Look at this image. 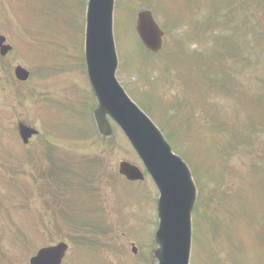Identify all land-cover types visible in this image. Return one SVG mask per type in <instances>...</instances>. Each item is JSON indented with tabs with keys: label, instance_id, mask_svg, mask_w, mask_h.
<instances>
[{
	"label": "rangeland",
	"instance_id": "374dc122",
	"mask_svg": "<svg viewBox=\"0 0 264 264\" xmlns=\"http://www.w3.org/2000/svg\"><path fill=\"white\" fill-rule=\"evenodd\" d=\"M193 1L202 10L212 0ZM180 2L189 0L115 1L114 36L119 60L116 77L165 132L164 137L171 140L172 149L185 160L196 180V241L191 264H264V219L261 221L259 215L264 210V126L258 118L257 126L250 123L252 117L244 121L234 109L236 114L231 112L227 130L220 132V121L211 113L215 111L208 114L203 103L198 102L200 88L196 86L203 81L195 83L190 71L196 64L187 56L180 63L181 54H174L179 49L175 48L179 30L189 26L181 17L176 20L180 28L175 26ZM86 3L87 0H0V34L12 46L9 54L0 58V199L11 203L8 211L0 202V249L7 253L0 264H27L29 256L39 248L59 241L68 244L62 264H156L150 252L155 246L152 241L157 224V189L149 180L133 184L118 175L120 161L142 168L141 163L120 130L103 139L88 115L94 101L91 93L87 94L90 90L85 80ZM215 3L213 0L212 5ZM145 8L160 16L158 19L155 15L166 32L163 49L148 58L134 30L135 15ZM257 8L263 17L264 6L257 4ZM184 9L191 16L192 11ZM225 16L238 23V14ZM258 16L255 13L253 19ZM200 20L204 24L202 16ZM242 39L241 34L238 40ZM221 40L227 44V56H235L245 70V78L236 72L241 86H260L263 98L262 56L244 50L239 54L229 37ZM197 46L196 38L184 43L187 54ZM257 49L264 52V35ZM17 65L30 71L29 79L22 84L12 77L11 70ZM194 75H200L197 69ZM231 76L228 66L224 67L223 75L212 78L213 88L228 86V94L233 96L229 88L236 85L227 81ZM176 93L180 104L175 107ZM218 97V92L213 91L209 100L217 105L222 102ZM260 98H245L251 101L243 106L245 114L250 107L257 110L263 103ZM228 104L223 101L226 113L231 110ZM18 122L38 130L27 145L18 137ZM43 140L55 146L51 153ZM98 159L103 160V169ZM51 164L56 165L49 170ZM252 166L260 167L261 174ZM68 167L77 169L69 192L59 187L52 195L48 185L71 181L72 169ZM36 172L39 185L30 177ZM34 185L48 189H40V196H36ZM47 193H51L53 203L63 200L62 213H53V218L47 216L50 212L41 202L49 200ZM67 205L72 208L69 213H65ZM67 215L72 216L73 227ZM131 244L137 248L134 254Z\"/></svg>",
	"mask_w": 264,
	"mask_h": 264
},
{
	"label": "water",
	"instance_id": "95a60500",
	"mask_svg": "<svg viewBox=\"0 0 264 264\" xmlns=\"http://www.w3.org/2000/svg\"><path fill=\"white\" fill-rule=\"evenodd\" d=\"M114 0H88L86 10L85 54L89 77L98 97L95 119L99 132L110 134L109 115L123 130L159 191L158 227L154 257L158 264H189L191 246V210L196 189L184 162L171 152L152 122L129 100L115 79L117 56L113 39ZM136 31L144 46L155 52L160 48L162 32L150 11L137 14ZM26 79L27 72L16 69ZM24 142L35 131L20 125ZM119 172L128 179L143 178L140 170L128 162L119 163ZM66 245L46 247L31 258L30 264H59ZM135 251V249L133 248Z\"/></svg>",
	"mask_w": 264,
	"mask_h": 264
},
{
	"label": "trees",
	"instance_id": "16d2710c",
	"mask_svg": "<svg viewBox=\"0 0 264 264\" xmlns=\"http://www.w3.org/2000/svg\"><path fill=\"white\" fill-rule=\"evenodd\" d=\"M254 0H223L221 9L224 10L226 6H232L233 12H240L242 14L244 20L248 24H254V17H253V11L251 10V4ZM204 18L209 19L208 15ZM216 22L218 24L225 23V20H221L218 16L216 18ZM264 211V210H263ZM261 212L260 219L263 221L264 219V212Z\"/></svg>",
	"mask_w": 264,
	"mask_h": 264
}]
</instances>
